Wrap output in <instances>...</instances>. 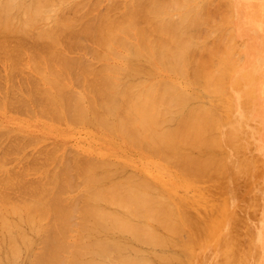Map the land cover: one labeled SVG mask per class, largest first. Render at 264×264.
I'll use <instances>...</instances> for the list:
<instances>
[{
	"label": "bare ground",
	"instance_id": "obj_1",
	"mask_svg": "<svg viewBox=\"0 0 264 264\" xmlns=\"http://www.w3.org/2000/svg\"><path fill=\"white\" fill-rule=\"evenodd\" d=\"M107 1V9L96 12L103 0H0V56L8 69V79L2 78L13 83L14 73L26 69L23 58L32 72L25 77L28 89L13 84L22 111L82 125L90 137L100 130L105 140L115 137L150 158L136 170L115 154L91 156L54 145L41 152L42 162L35 155L12 170L5 165L11 152L3 147L15 142V152L40 139L0 124V138L14 139L0 149V264H189L226 228L223 178L237 171L222 167L219 146L238 151L240 144L234 122L221 124L227 133L221 141L215 133L230 62L224 43L233 41L237 59H244L234 16L242 14L240 23L248 27L264 11V0L235 11L234 1L224 0L221 22L209 0ZM31 40L40 47H28ZM85 41L96 45L93 52L84 49ZM65 46H79L77 52L95 59L73 57ZM261 55L254 58L256 73L264 71ZM13 86L7 91L0 83L7 91L0 109L14 110ZM27 174L39 176L33 182L29 175L30 183ZM244 243L232 236L222 261L232 264L231 250Z\"/></svg>",
	"mask_w": 264,
	"mask_h": 264
},
{
	"label": "rangeland",
	"instance_id": "obj_2",
	"mask_svg": "<svg viewBox=\"0 0 264 264\" xmlns=\"http://www.w3.org/2000/svg\"><path fill=\"white\" fill-rule=\"evenodd\" d=\"M125 1L126 0L120 2L124 3ZM209 1L212 4L211 10H213L214 13L216 12L214 14L215 21L221 22L223 15L227 13L226 7L221 4L224 2V0ZM233 1L234 11L237 6H240L241 9H246L250 6L249 0ZM106 2L109 1L103 0V2L100 3L101 5L99 4L100 7L98 6L96 12L105 11L109 4H106ZM246 12L247 11H245V13ZM260 12L261 11H258L254 14L256 15L257 19L253 17V19L250 20L251 24L248 27H243V25L240 23V19L244 18L242 14H236V18L234 16L233 24L235 26V34L237 36L236 40L239 39L242 41L243 39L246 44V46H243V60H239V58L237 59V53L236 51H234L236 47L233 48V41L231 43L227 41V43H224L225 46H227V44L229 46L228 49L230 55V62L228 63V67L226 64L227 88L219 95L222 100L223 110H221V120L219 126L215 128V133L219 140L221 139V137L227 136V133L221 126V124H223V122L226 120H229L231 123L234 122V126L237 131L235 134V139L239 141L240 149L238 151H235L231 145L219 146V148L222 156V167L228 168L230 166H233V169L237 171V175H228L226 178H223V180L228 183V186L226 187L225 191L226 194L229 196L228 202L230 205L226 211L227 224L225 230H221L219 239H210L206 242L205 246L199 248V252L197 253L194 261L189 264H225L222 261V256L227 250L230 249V244L232 243V236H235V241L245 239V243L242 247H239L233 251L231 250V253L233 255L232 264H264V71H260V69L258 68V72L256 73L255 71L257 70H255L253 67L254 58H256V56H260V58H262L261 53L264 51V11L261 12V14ZM246 15L248 17L249 13ZM230 24L232 26V20H230ZM218 35L221 36L219 33ZM30 42H32V40L28 41V47L33 46L32 48L34 49H38L40 47L39 42L37 46L34 43L35 41L33 42V44ZM210 42H212V40ZM85 44H88L87 48L89 49H84L89 50V52L90 50H92L93 52L96 48V45L92 41H85ZM237 44H239V42H237ZM248 44L250 46H248ZM252 45L255 47V50L254 52L252 50L251 56L248 55V58H246V50H248V48H251ZM72 47H66L69 51L67 49L65 50L68 53L74 52L72 54L74 55L73 57H77V55L81 56V54H83L82 52H80L82 51L81 47L79 48L78 46L80 50H78L79 52H77L76 50L78 49L76 48L77 46H74L75 51L71 50ZM83 52V55L85 56L87 55L86 53H88L86 51ZM88 54V59L91 57V60L95 59V57L93 56L94 54L92 56L90 55L91 53ZM97 60L99 61V59ZM0 61V79H2V81L4 79L7 80L8 76L4 75L8 74V69L5 68V62H2V56H0ZM94 61L98 64L96 60ZM99 62L101 63V61ZM20 63L21 68L24 65L27 69L28 63L26 60H24V58L22 59V61H20ZM156 66L158 67V65ZM26 69L17 70L18 73H14L17 74L16 76L19 77L15 76V79H17H12L13 83L11 81H1V87L2 85H4L2 83H5L4 86H6L2 87L3 90H6L7 87L13 86L14 83H16L14 85L17 88L20 87H18V85H22L21 90L24 87H27L28 89V86L25 85L27 84V79L25 77L30 76L29 74H31L32 72L30 73L27 69V73ZM20 71L21 74H24V78L23 76H21ZM25 72L28 75H26ZM2 75L3 78H6L3 79ZM17 81L21 83H18L17 85ZM9 82L11 83V85L9 84L10 86H8ZM231 82L232 88L230 89ZM74 86L76 87V85ZM16 87L13 90V93H15L16 95L12 94L13 101L16 103H13V105L15 106L13 109L15 111L12 109V111H10V108L7 111L0 109V124L7 125L12 130L23 133L21 135H25V138H27L26 135L29 136L30 134H33L39 137L40 141L37 144L33 142L31 143V145L24 144L25 146L22 145L18 148L17 151L14 152L12 150L16 149H13V147L17 148L15 146L14 139L12 137H9L10 139H7L8 136L6 137V135H2L4 139L0 138V149H8L9 152H11V155H8L9 152H6V154L8 153V157L6 156L7 159L5 165L6 167H10L9 169L12 168V170H18L20 167H22L23 169L32 162V159L30 160V158L34 159L36 156L38 158H41L40 161L42 162V157H44L45 155L41 154V152L44 149H47V146L48 148H51L49 146L54 145L59 146L62 151H75L91 156H98L99 154H104L108 156L110 154H115V157L117 158L133 162L131 163L132 166L130 167L131 169L133 168L136 170L143 169L146 162L150 159L145 151L133 149L127 146L126 144H120L115 137H112L111 139L110 136H107L106 138H109L110 140H105L102 136H100L103 133L100 130L95 131V134L97 135V138H95L90 137L87 134L85 135L86 132L84 131L82 125L74 124V126H70L66 125L67 123L64 122H61V124L60 122H50L49 120H47V118L41 116H29L27 114V111L29 110L28 107L23 106V108H25L27 111H22L21 105L16 102L17 93L21 95L20 91H18L19 89L17 90ZM77 87L76 89H79V87ZM26 90H24V92ZM7 91H5V93L1 91L0 95H7ZM14 97L16 100L14 99ZM208 100H210V102ZM206 101V103L212 105V99L207 98ZM17 103L19 104L18 109L16 107ZM19 108L21 110H19ZM29 114H31L30 110ZM31 116L34 119L31 118ZM107 134L110 135L109 133ZM9 141H12V143L14 142V144H8L10 145L8 148L7 143H11ZM219 143L223 144V142ZM4 145H6L7 148L3 147ZM2 151L0 150V153ZM41 155L43 156L41 157ZM27 161L29 162L27 165H25ZM23 163L25 166L23 165ZM14 167L16 168L13 169ZM19 170H21V168ZM37 170H39V167L37 169H34L35 172H37ZM29 173H31V171ZM29 175L31 176L34 182L36 176L34 174V177H32L31 174H27L25 175L24 179H30L31 183V178ZM37 176L36 180L38 178ZM12 191L14 190L12 189L10 192L11 195L13 194L12 197L18 196V191H16V189L15 191L17 192V195L16 192L12 193ZM185 237L187 238V235H185ZM221 238L222 240L218 244Z\"/></svg>",
	"mask_w": 264,
	"mask_h": 264
}]
</instances>
